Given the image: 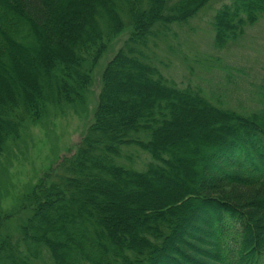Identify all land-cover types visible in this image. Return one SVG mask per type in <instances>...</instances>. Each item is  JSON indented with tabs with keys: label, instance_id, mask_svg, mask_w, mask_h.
Returning <instances> with one entry per match:
<instances>
[{
	"label": "trees",
	"instance_id": "trees-1",
	"mask_svg": "<svg viewBox=\"0 0 264 264\" xmlns=\"http://www.w3.org/2000/svg\"><path fill=\"white\" fill-rule=\"evenodd\" d=\"M215 1L0 0V154L45 104L81 97L80 67L93 48L102 42L106 52L113 37L128 31L103 69L89 129L75 152L40 178V201L20 235L0 245V264H264V190L258 186L264 185V84L258 109L237 110L198 85L168 80L157 55L172 26L188 24ZM263 17L264 0L222 4L211 21L214 45L228 46ZM128 74L143 75V84L127 88ZM182 99L205 105L218 117L214 128L229 136L215 140L202 132L195 139L164 129L177 115L171 101L181 105ZM131 147L151 156L144 170L123 164ZM188 162L198 166L191 185L148 205L152 186ZM138 195L145 196L140 206L134 205ZM217 195L209 229L193 224L197 203ZM201 236L212 240L213 251L203 257L211 262L199 257Z\"/></svg>",
	"mask_w": 264,
	"mask_h": 264
},
{
	"label": "rangeland",
	"instance_id": "rangeland-1",
	"mask_svg": "<svg viewBox=\"0 0 264 264\" xmlns=\"http://www.w3.org/2000/svg\"><path fill=\"white\" fill-rule=\"evenodd\" d=\"M226 2L229 0L215 1L188 24L172 26L171 32L168 31L167 38H169L165 40L166 42L169 40L168 44L161 42L157 55L163 63V73L168 80L174 81V84L180 87L198 85L205 90L207 95L230 108L258 109L260 104L257 102V92L264 84V17L247 27L243 36L233 43L224 48H217L214 45L211 21L216 9ZM126 29H133V27ZM127 37L128 31L113 37L106 52H103L102 42L93 48L92 54L82 65L83 68L80 67L81 97L77 99L73 97L71 102L62 105L45 104L38 119L27 120L20 135L6 141L0 154V245L9 237L14 238L20 235L33 214V208L40 201L35 194L36 188L40 185V178L60 162V158L75 152V146L86 134L98 106V95L103 85L101 82L103 69ZM107 41L108 39L104 40V42ZM100 52H102L101 56L98 55ZM126 70H131V68L126 66L124 71ZM128 75L130 78L128 77V81L125 82L128 83L125 85L127 88H130L132 84L139 86L136 84L138 82L143 84V75L139 77L134 74ZM116 77L114 76L112 80L114 89L117 88L116 83L120 75ZM123 79H126L125 76ZM119 91L122 96L125 87ZM171 103L173 107L175 106L174 111L177 115L173 121L164 122V129L173 128L181 133L187 132L195 139L198 135L201 136L202 132L215 140L229 136L223 133L224 131H217L214 128L218 117L206 109L205 105L183 99L181 105L176 101H171ZM179 117H181L182 124L178 123ZM176 126L179 128L177 129ZM100 146L101 143L98 147ZM130 149L135 150L128 152L124 149V153L132 158L130 161H124L123 164L137 171L144 170L150 163L151 156L141 148L131 147ZM71 150L73 151L69 154ZM200 154L202 152L196 153L199 156ZM197 167L195 163L188 162L181 164L177 176H168V178L161 176V182L152 186L145 195L149 198L148 205L160 201L162 194L177 192L180 188L184 190L191 185V179L196 175ZM204 174L206 177L214 176L208 171ZM218 182L216 181L215 184ZM174 183L177 184L174 185ZM202 184L204 187L212 183L210 181V183L203 182ZM258 186L264 190V185L259 184ZM145 196L135 197L134 205L140 206ZM218 197L220 196L217 195L212 199H204L197 203L196 210L192 212L193 224H198L205 230L209 229L210 221L218 208L214 203ZM258 200L262 201L261 197ZM245 204H248L246 200L243 205L238 206L243 207ZM254 205H257L258 209L260 202ZM250 211H254L252 207ZM138 215V213H133L131 217ZM209 237L201 236L202 244L199 242L195 244L196 248L204 251L205 256L199 257L206 262H211V260L203 257H207L209 254L206 253L213 251L211 242H209L212 240ZM183 249L187 255H194L193 248L184 247ZM186 254L183 257L184 260L187 259ZM184 264L191 263L188 261Z\"/></svg>",
	"mask_w": 264,
	"mask_h": 264
}]
</instances>
